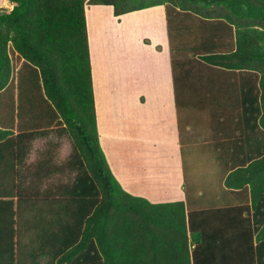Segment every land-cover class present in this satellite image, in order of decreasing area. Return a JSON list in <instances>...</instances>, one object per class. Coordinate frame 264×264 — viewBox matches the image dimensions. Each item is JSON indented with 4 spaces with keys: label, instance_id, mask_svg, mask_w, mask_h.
I'll use <instances>...</instances> for the list:
<instances>
[{
    "label": "trees",
    "instance_id": "1",
    "mask_svg": "<svg viewBox=\"0 0 264 264\" xmlns=\"http://www.w3.org/2000/svg\"><path fill=\"white\" fill-rule=\"evenodd\" d=\"M8 1L0 92L11 52L18 111L33 97L42 120L0 127V264H264V0ZM85 4L113 15L163 6L182 200L132 195L109 169ZM38 136L47 139L28 163Z\"/></svg>",
    "mask_w": 264,
    "mask_h": 264
},
{
    "label": "crops",
    "instance_id": "2",
    "mask_svg": "<svg viewBox=\"0 0 264 264\" xmlns=\"http://www.w3.org/2000/svg\"><path fill=\"white\" fill-rule=\"evenodd\" d=\"M84 15L97 139L111 173L126 192L150 202L182 200L163 6L113 15L109 5H90L88 10L84 8ZM106 15L109 38L107 34L101 36V30L97 32L99 21ZM137 23L145 29L139 38L135 33ZM116 62L120 64L112 67ZM130 122L138 127L132 135L127 133ZM32 125L26 128L22 125L20 129H32ZM38 139L45 142L47 138L38 136L32 141L28 163L37 155L34 156L33 143ZM121 141H128L130 145L127 150H123L126 146L119 148L122 158L118 154L108 157ZM134 180L136 184L131 189Z\"/></svg>",
    "mask_w": 264,
    "mask_h": 264
},
{
    "label": "rangeland",
    "instance_id": "3",
    "mask_svg": "<svg viewBox=\"0 0 264 264\" xmlns=\"http://www.w3.org/2000/svg\"><path fill=\"white\" fill-rule=\"evenodd\" d=\"M90 5H92V4H85L84 8L86 10H88ZM0 8H4V9L8 10L11 8V3L8 0H0ZM137 25H138V23H137ZM105 29H106V31H105ZM100 30H101V36H102V34L106 35L107 32L109 31L108 15H106V17L102 18L99 21V26L97 28V32H100ZM135 33H136V36L139 38L145 34V29L138 25V28L136 29ZM92 35H93V33H92ZM107 37L109 38V34H107ZM93 41H94V37H93ZM109 42L110 41H108V43ZM112 46H113V44H112ZM96 53H99V49H96ZM101 53H102V51H101ZM100 55L101 54H99V58H100ZM10 57L12 60V65H13V75H12V78H11L7 88L5 90H3L2 92H0V127H9L13 131L16 130V132H17L18 129H20V127L22 125H25L23 128H26V126L29 127L32 124L39 123V120H42V118H40L41 115L39 116V113L41 114V112L37 108L38 106L37 107L35 106L36 99H33V97L31 99L32 104H34L33 106H30L28 102H23V104L21 105L20 112L18 111V109L20 107L18 108V106H17V104H18V99H17V95H18L17 94L18 93V90H17V73H18V71H17V68L20 64V60L17 57H15L14 54L11 52H10ZM96 59L97 58H95L94 60L96 61ZM100 60H102V55H101ZM116 64H120V63L116 62L115 64L112 65V67L115 66ZM127 90H129V89H127ZM29 96H31V94H29ZM119 122L122 123L121 121H119ZM151 126H153V124ZM119 128L121 129V127H119ZM137 129H138V127L135 124L130 122V126L128 128L127 133L129 135L135 134L136 133L135 130H137ZM152 130L156 132L157 128H155V129L152 128ZM155 132H152V134H154ZM152 138H156V136H154ZM128 143H129L128 141L119 142L118 145H116L117 148L114 150V153H111V155L109 154L108 157H113V156H116V154H118V156L120 158H122L121 153L119 152V148L126 146V148L123 150H127V147L130 146V145H127ZM33 144H34L33 150H34V156H35L39 152V150L43 147L44 141L38 139V141H35ZM68 148H69L68 141L66 139H63L60 143L58 150H57L58 161H61L65 157V155H67ZM101 150H102V148H101ZM102 153H103V150H102ZM108 161H110V160H108ZM135 184H136V181L134 180V184L131 185V189H134Z\"/></svg>",
    "mask_w": 264,
    "mask_h": 264
}]
</instances>
